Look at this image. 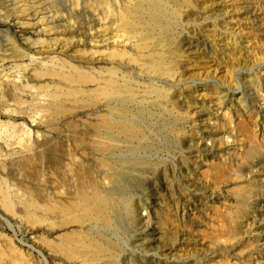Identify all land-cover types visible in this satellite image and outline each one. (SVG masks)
<instances>
[{
  "label": "rangeland",
  "instance_id": "1",
  "mask_svg": "<svg viewBox=\"0 0 264 264\" xmlns=\"http://www.w3.org/2000/svg\"><path fill=\"white\" fill-rule=\"evenodd\" d=\"M0 211V264H264V0H0Z\"/></svg>",
  "mask_w": 264,
  "mask_h": 264
},
{
  "label": "bare ground",
  "instance_id": "2",
  "mask_svg": "<svg viewBox=\"0 0 264 264\" xmlns=\"http://www.w3.org/2000/svg\"><path fill=\"white\" fill-rule=\"evenodd\" d=\"M16 25L21 26L20 22L18 20L13 22ZM29 28H22L21 29V34L18 35V38L23 39V36L28 33ZM16 46L17 44L14 43ZM122 155V154H120ZM156 156V155H152ZM103 157H119L118 154H113V155H103ZM46 163L49 168V172L51 175V182L52 185L51 187L54 189L55 188V182L59 179L55 177V174L59 173L61 171V168L63 166L64 160L59 158L57 155H47L46 156ZM67 165L69 166V170L72 171V182L70 183L71 188L67 189L66 193L64 196L61 197L62 203H65L67 208L70 210L72 201L75 199L77 203L82 207L83 212L81 213V216L93 205L94 202L99 197L98 189L96 187V178L100 176L101 174H110L111 170L113 168L111 166H107L105 170L102 172L96 171L95 170V163L90 162L89 157H82L80 155H75V152L73 149H71L70 157L66 161ZM77 163L81 167H76L73 164ZM86 165H89V168L86 170L84 167ZM120 169V168H119ZM115 173H120L118 169H115ZM38 198L42 199L43 193L42 192H37ZM53 197H58L57 193L55 190L52 193ZM215 201V200H214ZM196 206H194V209ZM191 210L190 208H183V211H181L180 203L177 202V212H179L178 215H175L174 218L171 219V222L174 225L183 226L185 233L182 236L183 239L189 240L191 239V235L193 232V223H192V218L193 216H190L191 214H195V211ZM148 211H143L142 214L147 213ZM0 215L4 218L5 222L7 223L8 227L15 233L16 236H18V232L15 229L14 223L10 217L7 215L3 214L0 211ZM169 217L171 218L172 215L168 213ZM166 218V217H165ZM113 233L117 236L118 241L116 240L115 242L122 246V243L125 245H130L128 240L120 234L118 229L114 226H112ZM185 235L187 237H185ZM34 248L43 256V259L46 264H52L49 257L46 255V253L43 251L42 248L34 246Z\"/></svg>",
  "mask_w": 264,
  "mask_h": 264
}]
</instances>
